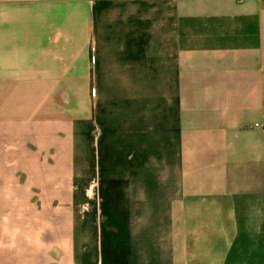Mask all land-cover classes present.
I'll return each instance as SVG.
<instances>
[{"label":"crops","instance_id":"1","mask_svg":"<svg viewBox=\"0 0 264 264\" xmlns=\"http://www.w3.org/2000/svg\"><path fill=\"white\" fill-rule=\"evenodd\" d=\"M0 264H264V0H0Z\"/></svg>","mask_w":264,"mask_h":264},{"label":"rangeland","instance_id":"2","mask_svg":"<svg viewBox=\"0 0 264 264\" xmlns=\"http://www.w3.org/2000/svg\"><path fill=\"white\" fill-rule=\"evenodd\" d=\"M79 100V99H78ZM77 99H70V98H25L24 103V121L26 126V166L32 167V152L38 150V146H34L32 142V138L35 137H45L48 135V129L49 126L53 128V131L56 132L57 141L65 142L67 141L65 138L66 136L70 135L71 132L73 136V144L72 146H64L63 144H60V147H57L58 150L61 153H73L75 155L76 162L74 163V168L79 169L80 168V152H81V146H80V113H79V105L72 106V113L65 108L66 103H70L72 101V105H76L79 102ZM71 104V103H70ZM67 114L70 117L77 118L79 121L71 122L68 124L63 119H69L66 118ZM42 115V117H40ZM44 115L51 116V120H45L46 117ZM39 119H44L39 121ZM41 128L40 131L34 130L36 133L33 135V127L34 126ZM43 125V126H42ZM72 125H75L74 127ZM32 132V133H31ZM95 133V132H94ZM93 133V134H94ZM44 139V138H42ZM43 143H41L42 145ZM32 153V154H31ZM77 155V156H76ZM78 157V158H77ZM56 168H63L64 162H58ZM61 165V166H59Z\"/></svg>","mask_w":264,"mask_h":264}]
</instances>
